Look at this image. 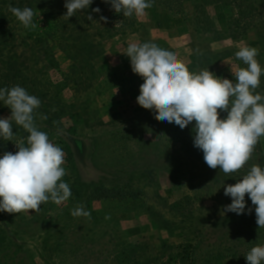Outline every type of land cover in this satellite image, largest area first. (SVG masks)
Returning <instances> with one entry per match:
<instances>
[{
	"label": "rangeland",
	"instance_id": "374dc122",
	"mask_svg": "<svg viewBox=\"0 0 264 264\" xmlns=\"http://www.w3.org/2000/svg\"><path fill=\"white\" fill-rule=\"evenodd\" d=\"M207 11L211 23L203 24L197 23L190 3L183 14H170L152 4L136 16L135 27L106 38L105 59L97 64L98 74L89 88L67 76L70 62L56 49L60 69H49L46 78L60 86V98L70 115L63 118L64 127L72 128V135L48 132L36 119L34 124L63 150L62 180L72 195L60 204L49 200L38 211L0 212V264H131L134 258L147 264L164 242L176 246L188 241L196 245L197 254L193 263L185 264H238L217 253L226 248L223 244L231 239L240 215L224 211L232 202L224 194L229 184L217 182L216 169L205 163L202 150L193 148L195 121L181 129L156 120L154 110L139 106L136 98L144 81L133 73L124 54L131 43H155L178 53L191 72L208 68L235 82L232 72L247 67L235 53L243 46L252 47L256 36L251 32L247 39L231 37L234 8L215 4ZM38 19L44 28L45 21ZM256 59L264 70V54ZM1 66L0 62V72ZM4 85L0 76V88ZM226 114L220 111V118ZM10 116L8 106L0 101V118ZM12 126L13 141L0 137V158L4 152L18 151L15 143L28 135L14 121ZM254 164L264 169V136L235 178L241 179ZM96 186L121 189L127 195L87 203L89 190ZM80 205L90 218L71 214ZM163 220L171 222L169 228ZM137 244L142 248L136 249V255L125 257ZM258 245L264 246L263 237ZM249 247L240 248L243 260ZM176 252H168L164 263Z\"/></svg>",
	"mask_w": 264,
	"mask_h": 264
},
{
	"label": "clouds",
	"instance_id": "9594fccd",
	"mask_svg": "<svg viewBox=\"0 0 264 264\" xmlns=\"http://www.w3.org/2000/svg\"><path fill=\"white\" fill-rule=\"evenodd\" d=\"M110 2L116 13L124 17L141 16L152 7L151 0H104ZM93 0H65L64 17L69 19L80 10H86ZM9 11L26 28H36L34 12L9 6ZM99 13L100 8H93ZM88 20L92 16L88 15ZM101 20H107L101 16ZM259 50L243 46L236 53L247 67L233 73L235 82L216 76L209 69L191 72L176 52L163 49L155 43H131L126 49L133 73L143 78L137 103L154 110L155 119L186 128L195 121L194 146L203 152L205 163L212 169L219 167L225 175L241 170L251 159L256 144L264 136V95L257 92L262 70L256 57ZM0 101L11 109V116L0 118V137L13 141L12 121L28 135L16 142L18 151L4 152L0 158V212L21 213L38 211L49 200L60 204L72 195L66 175L63 150L50 142L48 135L34 124V109L41 101L16 85L0 88ZM220 111L227 117L220 118ZM46 119L47 117H43ZM224 194L232 202L225 212L243 214L245 196L255 206L256 223L264 228V169L252 165L235 184L224 187ZM251 213V209H248ZM74 217L90 218L82 205L71 213ZM108 218V217H106ZM247 264L264 261V246H254L245 255Z\"/></svg>",
	"mask_w": 264,
	"mask_h": 264
},
{
	"label": "trees",
	"instance_id": "16d2710c",
	"mask_svg": "<svg viewBox=\"0 0 264 264\" xmlns=\"http://www.w3.org/2000/svg\"><path fill=\"white\" fill-rule=\"evenodd\" d=\"M151 3L170 14H183L185 6L190 3L195 18L199 19L197 23L203 24L211 23L207 11L209 6L221 4L226 8L232 7L236 10V15L229 22L231 37L247 39V35L253 32L256 40L250 45L259 50L258 55L264 54V0H151ZM64 4L65 0H0V62L2 64L0 76L5 83L3 88L10 89L19 85L41 101L39 108L34 109L33 116L48 132H59L61 135L70 136L72 128L66 130L64 127L63 118L70 115L60 98V86L46 78L49 69H60L56 49L60 48L70 62L67 76L75 80L77 85L89 88L98 74L97 64L105 59L106 38L123 29L135 27L137 22L135 14L124 17L122 12L116 13L111 3H105L104 0H93L88 9L78 10L74 16L67 19L64 17L67 11ZM10 5L21 9L31 8L34 12L33 23L37 27L34 29L24 27L9 11ZM97 7L101 11L93 12L92 9ZM88 15L92 16V20L87 19ZM101 16L106 17L107 20H101ZM40 17L45 21L44 28L40 27L38 19ZM21 48H23L22 53H20ZM260 81V87L256 91L264 95V73ZM8 109L11 113V109L9 107ZM45 116L46 119L43 118ZM226 117L227 114L224 118ZM39 122L36 121L37 126ZM68 155L71 158V152L68 151ZM250 168L251 166H248L245 173ZM216 172L219 175L217 182L235 184L238 180L235 178L238 172L225 175L219 167L216 168ZM126 195L127 193L121 189L96 186L89 190L86 201L88 203L91 200L118 199ZM245 200L248 201V209H251V213L247 209L240 214L239 222L231 228V239L223 244L227 245L226 248L217 252L221 256L234 258L238 264H247L241 256V247L246 248L250 245L247 250L250 251L261 237L264 239V228H259L256 223L255 206L247 194ZM175 206L179 207V205ZM163 223L166 228L171 224L167 220H163ZM140 248L142 245L137 244L125 254V257L136 255V249ZM172 250L177 252L170 254L167 262L164 263L165 255ZM194 254H197V247L189 241L176 246L164 242L157 256L148 257L146 262L147 264L171 262L185 264L189 261L193 263ZM131 264H140V262L134 258Z\"/></svg>",
	"mask_w": 264,
	"mask_h": 264
}]
</instances>
